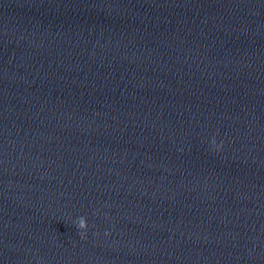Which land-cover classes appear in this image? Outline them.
Returning <instances> with one entry per match:
<instances>
[{"label":"water","instance_id":"1","mask_svg":"<svg viewBox=\"0 0 264 264\" xmlns=\"http://www.w3.org/2000/svg\"><path fill=\"white\" fill-rule=\"evenodd\" d=\"M0 264H264V0H0Z\"/></svg>","mask_w":264,"mask_h":264},{"label":"clouds","instance_id":"2","mask_svg":"<svg viewBox=\"0 0 264 264\" xmlns=\"http://www.w3.org/2000/svg\"><path fill=\"white\" fill-rule=\"evenodd\" d=\"M212 144L215 146L216 142L213 139ZM220 148H222V145H220L219 147L216 148L217 151L220 150ZM76 227L78 228L79 232H80V236L81 239H85L86 238V232H87V228H88V224L85 218L81 217L78 219L77 223H76ZM105 235H108V233H105Z\"/></svg>","mask_w":264,"mask_h":264}]
</instances>
